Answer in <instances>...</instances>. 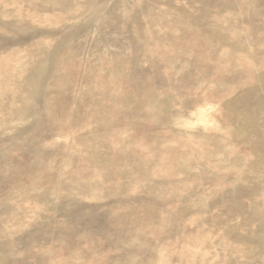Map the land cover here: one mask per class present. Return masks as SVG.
<instances>
[{
    "label": "rangeland",
    "instance_id": "1",
    "mask_svg": "<svg viewBox=\"0 0 264 264\" xmlns=\"http://www.w3.org/2000/svg\"><path fill=\"white\" fill-rule=\"evenodd\" d=\"M0 264H264V0H0Z\"/></svg>",
    "mask_w": 264,
    "mask_h": 264
},
{
    "label": "clouds",
    "instance_id": "2",
    "mask_svg": "<svg viewBox=\"0 0 264 264\" xmlns=\"http://www.w3.org/2000/svg\"><path fill=\"white\" fill-rule=\"evenodd\" d=\"M175 126L177 128L189 129V130L194 129L196 127L195 124L191 123L190 121H187L186 119L177 120Z\"/></svg>",
    "mask_w": 264,
    "mask_h": 264
}]
</instances>
